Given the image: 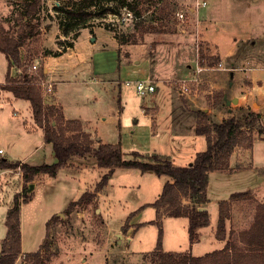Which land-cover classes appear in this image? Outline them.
Here are the masks:
<instances>
[{
	"label": "rangeland",
	"instance_id": "374dc122",
	"mask_svg": "<svg viewBox=\"0 0 264 264\" xmlns=\"http://www.w3.org/2000/svg\"><path fill=\"white\" fill-rule=\"evenodd\" d=\"M23 2L24 0H0V26L10 35L17 36L23 27L25 20L21 13ZM39 2L40 11L35 15V18L30 20L31 24L36 25V27L20 48L22 57L29 55L26 64L27 72H29L28 66L33 63L38 67L29 73L39 79L37 83L39 87L41 79L46 78L43 76L40 79V71L44 65L54 68L52 72H55L61 64L78 62L77 52L83 51V48L88 46L91 37H98L100 47L112 35L116 37L120 33L128 34L130 41L121 43L118 47L119 64L117 68L120 74L114 80L96 76L98 80L94 81V79L91 80V74L77 70L75 73H69L67 80L58 81L57 89L58 98L66 103L68 109L79 111L84 119L88 120L95 129H98V133L100 132L99 134L105 141L120 139L123 144L124 139L132 134L131 130L134 128L129 127L138 117L140 127L144 132L140 134L141 138L136 134V130L133 132L131 150L145 153L143 151L146 149L147 121L140 116V108L145 105L146 101L156 99L153 96L156 90L154 94L138 95L133 80L127 84L126 81L129 77L124 76L123 72L121 74V68L124 67H121V63L128 66L127 70L131 72L134 70L132 58H139L145 62H156L161 58V55L169 50H175V47H183L190 53L192 51L196 53L201 48L206 55L220 56L216 44L217 41L223 39V42L228 46L232 41L234 44L238 43L237 52L239 54L236 60L240 65L243 64L240 61H244L256 70L261 65V70H264V11L256 6L246 8V10L238 8L234 11L227 8L222 12L223 17L220 20L221 23L227 25L226 31H224L227 33L217 34L216 29L219 24H215L212 25L210 36L202 41L192 35L190 25L194 17L192 12L187 10L192 4L184 2V0H167L168 4L163 6L165 9L162 22L155 18L162 7L160 1L156 4L153 1L139 3V15L133 21L127 19L122 21L121 7H117L115 2H104L96 8L89 9L92 15L88 18L85 27L68 34L64 33L65 25L69 22L68 18L65 17V8L70 6V0H39ZM176 9L185 11L186 19L183 30L178 26L175 19ZM114 14L118 15V21L114 22L115 26H109L105 20L116 19ZM153 33L159 35V39L162 40L161 43ZM242 37H245L247 41L242 43ZM102 46L101 48H103ZM107 62L109 63V59ZM152 68L153 72L148 74L149 78L147 79L155 83L161 96L167 94L170 92V88L166 83L169 82L164 83L159 80V73L154 69L156 66ZM18 73L15 70L14 74L17 75ZM262 73L264 74V72ZM227 76L230 78L229 72ZM136 77L138 76L135 75ZM1 82H3L2 76H0V86ZM229 82L230 79L228 84ZM243 82L249 83L250 90H246L247 87H245V89L237 91L240 95L248 93L246 99H242L241 105L231 102L230 96L233 89L225 83L223 87L215 89L210 84L200 81L196 87L197 93L202 92L205 98H203V105L212 110L210 113L212 121L219 120L216 119V115L226 114V117L229 116L231 114L227 113L229 107H232L231 111L235 115L247 110L259 114L260 118L255 124H251L250 128L245 126L242 129L243 137L251 138L253 142L259 140L254 143L252 155H247L248 160H253L252 170L259 172L264 167V112L260 108L261 96L264 93V76L258 80V83L262 84L261 89L260 87L251 88L250 79H244ZM172 88L176 90L175 87L172 86ZM4 94L8 96L9 93L5 92ZM1 96L0 91V102L3 99ZM10 98L12 103L7 105L3 111L4 114H0V133L5 132L1 131L5 126L10 127L7 123L9 118L16 119L18 123L25 120L29 125L32 124L29 102L24 99ZM165 98L167 97L161 99V105L164 109L159 118L161 123L167 121V116H165L167 108L166 105L164 106ZM227 100L230 101L229 104L226 103ZM50 102H53L56 109L59 110L55 98ZM13 109L18 112H12ZM52 118L56 120L58 116L55 114ZM58 124L63 126L62 121H58ZM118 124L122 126L120 129ZM124 126L125 134H123ZM10 128L14 130L13 126ZM30 133L22 132L31 143H28L26 139L11 142L10 147L12 149L9 150L14 151V159H19L20 152L26 151L33 144H38L41 141L42 130L40 127L34 128ZM26 142L29 144L27 147L24 145ZM200 142L205 143V138L197 136L193 145L179 148L175 147L172 138L165 135L161 146L167 147V150L164 148L161 150L171 154L169 156L159 153V155L168 156L176 165H185L186 162L183 159L186 155L184 153H191L193 149H197L196 151L203 150L199 148ZM5 149L8 150L6 146ZM123 152L124 158L130 157L131 151ZM142 158L147 159L146 156ZM53 160L51 146L46 145L31 156L27 162L40 164L43 162L50 163ZM3 170H0V249L6 232L5 214L7 208L12 204L13 196L17 193L23 196L30 194V200L21 204L20 212L21 248L23 251H36L44 239L47 220L53 214L62 213L61 218L51 221V231L47 238V244L41 251L43 264H157L147 253L154 249L158 233V226L155 222L156 209L150 203L159 195L160 192L157 191H160L161 183L170 180L167 175H156L148 172L147 174L150 175L147 178L146 175L140 176L139 171L137 175H131L129 169L118 170L112 183L113 186H105L97 200L93 198L87 204L79 203L69 214L63 215L66 206L71 201L78 199L82 191L94 190L96 183L104 173L97 176L95 171L90 170L89 173L83 175L82 182L78 178H71L65 171L56 176L41 173L39 179L42 182H38L30 191L29 188H25L18 167ZM119 179L121 185L125 186L117 184ZM95 181L97 182L94 184ZM240 199L243 201L236 204L231 210L235 213L234 218L240 215L253 217L256 204L246 200L248 198ZM143 204L147 205L139 209ZM131 212H135L130 218L134 217V222L147 221L141 224L142 226L137 232H134L136 239L130 243V249L137 251L136 253L147 251L142 255L125 252L124 244L118 245L121 243L123 235L127 233V229L124 231L122 225ZM161 227L165 233V240H167L166 246H170L169 241L173 239H187L188 237V224H183L175 216H163ZM14 264H31V262L25 259L24 252L21 251Z\"/></svg>",
	"mask_w": 264,
	"mask_h": 264
},
{
	"label": "trees",
	"instance_id": "16d2710c",
	"mask_svg": "<svg viewBox=\"0 0 264 264\" xmlns=\"http://www.w3.org/2000/svg\"><path fill=\"white\" fill-rule=\"evenodd\" d=\"M151 1L154 4L160 1L162 4L155 17L162 22L165 9L163 6L168 4L167 0H70V6L65 8V17L68 18L69 22L65 25L64 33L77 32L79 28L85 27L88 18L92 15L89 9L96 8L101 3L115 2L119 8L126 6L133 11L136 17L139 15V3ZM22 8L21 13L25 20L17 36L10 35L0 26V51L8 59V71L0 89H6L15 97L29 101L32 118L42 128L44 142L51 145L54 161L30 164L20 160H8L0 155V169L18 167L25 188H29L36 175L41 173L56 175L71 156H83L88 153L93 155L97 166L106 168L107 172L101 176L94 190L84 191L78 199L71 201L63 210V215L69 214L79 203H89L107 183L115 168H137L142 172L167 175L170 180L163 184L158 197L150 203L156 209L155 222L158 226V233L156 245L148 254L157 264H264V200L255 203V213L248 227L239 230L231 228L228 235L226 234V219L231 211V201L237 198L250 199L245 191L234 192L228 199L218 202L215 236L218 239H226L224 247L220 250H214L201 256H193L188 251H164L162 249L163 230L161 227V219L164 215L185 216L188 218L190 243L192 244L198 239V229L209 222V212L203 208L208 201L206 193L208 172L228 169L230 154L236 146L252 147L253 141L251 138L242 136V129L245 126L250 128L251 124H255L260 118L259 114L247 110L235 115L231 111V114L221 121H212L207 110L191 109L190 112L196 118L195 133L205 137L206 147L197 152L192 161L186 165H176L168 156L157 153L146 154L136 150L130 152L129 158H124L120 142L114 144L98 142L96 146H93L91 142L67 141L65 131L80 129V122L78 120H64L61 110H57L54 104L43 106L40 87L37 84L39 79L27 72L26 64L29 55L22 57L20 52L25 39L32 35L33 29L36 27V25L31 24L30 20L35 18V15L40 11V2L39 0H24ZM116 37L119 44L130 41L128 34L120 33ZM199 49L197 61L200 65L204 67L218 66L220 63L219 56L206 55L201 48ZM11 66H14L17 73L19 72L14 77L9 73ZM43 76L45 74L41 70L40 79ZM55 114L58 116L56 120L52 118ZM58 121H62L63 126H61L62 124L59 126ZM143 156H146L147 159H143ZM30 197V194L25 196L19 193L15 194L12 204L6 210V232L0 249V264H14L21 253V204L28 202ZM145 205L147 204H143L139 209ZM134 213L131 212L127 216L122 225L124 231L128 228V220ZM60 215V213L53 214L47 220L44 239L39 248L36 251L24 253L25 259L31 264H43L41 251L47 244V238L51 231V221L61 218Z\"/></svg>",
	"mask_w": 264,
	"mask_h": 264
},
{
	"label": "crops",
	"instance_id": "0c3cea01",
	"mask_svg": "<svg viewBox=\"0 0 264 264\" xmlns=\"http://www.w3.org/2000/svg\"><path fill=\"white\" fill-rule=\"evenodd\" d=\"M202 1L205 2L204 5H199V6L196 5L197 2H202ZM184 2L192 4V6L189 7L190 8L189 12H192L194 17L190 25L192 30V35L194 37L196 36V39H200L202 41L206 40V38L210 36L209 34L211 33L212 25L215 24H219V27H217L216 29L217 34L227 33L224 32L226 31L227 25L225 23H221L220 21L222 20L223 17L222 12L227 8L230 11H234L238 8H244L246 10V8H252L256 6L264 11V0H184ZM153 34L156 36V39L159 40L161 43L162 40L159 39V35L157 33H153ZM94 38L95 40L93 42L89 39L90 40L89 44L88 46H85L83 48V51L77 52V58H79L78 62L75 63L66 62L64 64H61L60 67L58 66L56 68L55 72H52L54 71V68L52 69L48 65L47 66L44 65L43 71L47 74L46 77L50 76L54 80L55 89H56L55 103L58 105L59 109L61 110L64 120H78L80 122L81 125L80 129L65 131L64 134L67 141L79 140V141L91 142L93 146H96L98 142L111 143V144L120 142L122 150L125 152H130L134 150V149L131 150V146H132L131 138L133 137L132 136L133 132L136 130V134L140 138L142 137L140 136V134L144 132L140 127L138 117L134 120L132 126L129 127L134 129L131 130L132 134L127 139H124L123 144L121 143L120 139L105 141L102 135L99 134L100 132L98 133V129H95L92 126V124L89 123L88 120L84 119L79 111H70L66 103H63L58 98L59 92L57 89V82L60 80L63 81L67 80L69 73L72 74L75 73L77 70H83L84 73L91 74L92 76L91 80L94 79V81L98 80L96 76H102L103 78H110L114 80L120 74V71L117 68L119 64L118 61L119 43L117 37L112 35V37L106 40L105 42H103V46L100 45V47L98 45L100 44L98 37L95 36ZM246 41L247 39L245 37L241 38L242 43ZM217 42L218 43L215 44L217 45L216 48L221 50V51L218 50V52L220 53L219 57L221 58L219 63L220 65L218 64V66L216 67H204L200 65L197 61V52L195 53L194 51H192L190 53L183 47H175V50H169L168 52L164 53V55H161V58H159V60H156V62H145L143 60H140L139 58L136 59L132 58V62H134L135 65L134 63H132L134 70H132L131 72L127 70L128 66H125L121 63V67L124 66L123 68H121V74L123 72L124 76L129 77V79H127L126 81L127 84L130 83V80H133V82L134 80H139V79L150 80L147 78H149L148 74L153 72V68H152L153 66H156V68L154 69L157 70L159 73V80L162 77H165L168 80H179L183 78L188 79L194 76H198V78L202 82L210 84V86L215 87V89L223 87L224 83L227 84V86H230V88L233 89V93L230 96V98H234V96H236L238 98L237 104L241 105L242 99H246L248 93H242L240 95L239 93H237V91H241V89H245V87H247L246 90H250V88L248 87L249 83L243 82V80L250 79V81L252 82L251 88L260 87L261 89L262 84H259L258 80L264 76V74L262 73L264 72V70H261L262 68V67L260 68L261 65H259L258 69L256 70L255 68L248 66L244 61H240L243 64L241 65L239 64V62L236 60L239 54L237 52L239 46L238 43L234 44V42L232 41L233 43L230 42V45L228 46L226 43L223 42V39ZM74 46L76 47V45ZM101 46L103 48H101ZM100 49H106V50H100ZM108 59H109V63L107 62ZM197 66L201 67V70L199 72L195 71ZM135 69L137 70V72ZM7 71H8V59L5 56V54L0 51V76L3 77V82H1V84H3L5 81ZM14 72H15V68L14 66H11L9 69V73L12 77H14L15 75ZM228 72L230 74V78H228L227 76ZM134 74L137 75L138 77L135 78ZM229 79L230 82L228 84ZM166 84L170 88V92H167V94L161 96L160 91L156 86L155 94L153 93L154 94L153 96L156 97V99L154 100L150 99L149 102L146 101L145 105L141 106L140 108V116L145 121H147V125H146L147 133L145 135L147 138L145 141L146 149L145 151H143L145 153L155 152L158 154L159 153L166 155L171 154L170 152L165 151L167 150V147L161 146V143H163V139L165 138V135L173 139V142L176 145L175 147L185 148L186 146L193 145V143L197 139V136L198 137H204V136L197 135L195 133L196 118L190 112V110L199 108V109L207 110L209 113L212 112L210 107L203 105L204 96L202 92L195 93L189 99L179 95L178 92L175 89H173L169 83ZM0 91L2 94L1 98H3L2 101L0 102V110H2L0 114H4L3 111L5 110L7 105L12 103L10 97L16 99H22L15 97L10 91L6 89L2 88L0 89ZM3 92L9 93L8 96H6ZM163 97H167L165 98L166 101L164 102V106L166 105L167 108V114L165 115L167 116V118L165 117L167 121H163L161 123L159 118L164 110L163 105H161V99ZM231 110L232 107H229L227 113H230ZM12 112L17 113L18 111L16 112V109H13ZM30 114L32 119V124L30 125L25 120H23L22 123L20 122L18 123V121L14 118L7 119V123L10 125V127L13 126L14 130H12L10 127L8 128L7 126H5L1 130V131H5L0 133V149L3 150L2 154H0L1 156L12 161L20 160L23 162H27L28 159L31 156H33L39 149L45 147L46 145H50L44 142L43 131H42L41 141H39L38 144H33L26 151L20 152L19 154L21 155L20 157H18L19 159H14L15 158L13 156V154H15L14 151L9 150L12 149L10 147L11 142H17L20 139H26L28 143H31L29 139L22 134V132L27 131V133H30L31 131L34 130V128L39 127L32 118L31 107H30ZM225 115L226 114L224 115L221 114L220 116L216 115L215 116L216 119L217 118L219 119L216 121H221L223 117H226ZM26 124H28V126H26ZM120 126L121 124H118L119 129ZM40 129L42 130L41 127ZM125 131L126 130L124 126L123 134H125ZM163 136L164 138H162ZM256 141L253 142V145L250 148H243L241 146H236L233 149L232 153L230 154L228 169L213 170L208 172V185L206 192L208 201L203 208H206L209 212V222L207 225L202 226L198 229V239L191 244L189 241V237H187V239L176 238L169 241L170 246H166L167 240H165V233L163 231L162 249L164 251H188L193 256H201L206 253H210L214 250L222 249L226 243V239H218L215 236V231L218 221V202L220 200L228 199L230 195L234 192H244V191L247 192L248 195L250 196V199H246V200H250L252 203L262 202L264 200V167H262L259 172H254L252 170L253 160H248V156H247L248 154L252 155L254 150V143ZM24 145L27 147V145L29 144H27L26 142L24 143ZM5 146L8 148V150L5 149ZM199 146H200L199 148L205 149L206 140L205 143L200 142ZM162 148H164L165 150L162 151L161 150ZM196 150L197 149H193L191 153H186V152L184 153L186 157L183 160L184 162H186V164H188V162L190 163L193 157L195 156L194 154L199 152ZM121 169H129L131 175H137L138 171L141 173L140 176L142 177L146 175L145 177L148 178V175H150L147 174L148 173L147 171L142 172L137 168H115L112 175L109 177L107 183L96 193L94 199L97 200V198L102 194V191H104L105 186L106 187L113 186L112 183L116 178V174L118 170L121 171ZM0 170L4 171L3 169ZM90 170L95 171L97 173V176H100L101 174L107 172L106 168H100L97 166L93 155L89 153L83 156L73 155L66 161L65 166L62 169H60L56 175H58L62 171H65L67 175L71 176V178H78L82 182V179L84 178L83 175L89 173ZM39 175L40 174L36 175V177L34 178L32 182L33 184L32 189L36 186L38 182H42V180L39 179ZM96 182L97 181H95L94 184ZM117 184H119L120 186H125V185H121L120 179L118 180ZM163 184L164 183H161L160 185V189H159L160 191L162 189ZM84 191H82L80 194H82ZM242 201L243 200H241L240 198L232 200L231 210L236 204ZM233 215H235V213L233 211H230L229 217L226 219L227 235L231 228L237 230L248 227V225L253 219V217H248L244 215L242 216L240 215L237 218H234ZM176 218L181 220L183 224H188L187 217L179 216ZM145 222L147 221L140 220L134 222V217L128 220L127 233L126 235H123L121 243L118 244V245L124 244L125 252L135 253L138 255H142L147 252V251L144 252L139 251L140 253H136L137 251L130 249V243L135 241L136 239V236H134V232H137L141 228L142 226L141 224H144ZM21 251L22 253L23 252L25 253V251H23L22 248Z\"/></svg>",
	"mask_w": 264,
	"mask_h": 264
},
{
	"label": "built area",
	"instance_id": "2783aa9c",
	"mask_svg": "<svg viewBox=\"0 0 264 264\" xmlns=\"http://www.w3.org/2000/svg\"><path fill=\"white\" fill-rule=\"evenodd\" d=\"M205 2H197V6L199 5H204ZM190 7V6H189ZM188 7V11L189 8ZM120 13H121V19L122 21L124 20H130L133 21L136 17L133 13L132 10H130L128 7L123 6L120 9ZM175 19L178 22V26L181 27V30L184 29V23H185V19H186V14L185 11L182 9H176L175 10ZM114 16H116V19L114 18H110L109 20H105L107 22V24H109V26H115L114 22L118 21V15L114 14ZM220 65V64H219ZM44 67V66H43ZM38 67L36 64H31L28 66V70L29 72L31 70H36ZM201 70V67L197 66L195 71L199 72ZM43 71V69H42ZM43 73L46 76V73L43 71ZM160 80L164 83L169 82V84L173 87L176 88V91L178 92L179 95L185 97V98H191L195 93H197V84L201 81L198 76H194L192 78H183V79H179V80H168L165 77L160 78ZM40 84V88H41V98H42V103L43 106L44 105H49V104H54L53 102H50V100L54 99L56 97V89H55V84H54V80L48 76L46 78L41 79V81L39 82ZM134 86H135V90L137 92L138 95L140 96H144L147 94H153L154 91L156 90V85L155 83L151 82L150 80H145V79H139L134 81ZM260 108L263 109L264 112V93L261 96V103H260ZM17 112V110H16ZM3 150L0 149V154H2Z\"/></svg>",
	"mask_w": 264,
	"mask_h": 264
},
{
	"label": "water",
	"instance_id": "95a60500",
	"mask_svg": "<svg viewBox=\"0 0 264 264\" xmlns=\"http://www.w3.org/2000/svg\"><path fill=\"white\" fill-rule=\"evenodd\" d=\"M90 40L93 42V41L95 40L94 36L91 37ZM231 102H233V103H237V102H238V98H237V97L232 98V99H231ZM226 103L229 104L230 101L227 100ZM32 187H33V184L31 183V184L29 185V190H30V191H31ZM60 214L62 215V213H60ZM119 236H120V234H119Z\"/></svg>",
	"mask_w": 264,
	"mask_h": 264
}]
</instances>
